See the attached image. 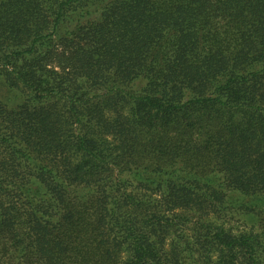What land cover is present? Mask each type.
Listing matches in <instances>:
<instances>
[{
    "label": "trees",
    "instance_id": "obj_1",
    "mask_svg": "<svg viewBox=\"0 0 264 264\" xmlns=\"http://www.w3.org/2000/svg\"><path fill=\"white\" fill-rule=\"evenodd\" d=\"M0 264H264V0H0Z\"/></svg>",
    "mask_w": 264,
    "mask_h": 264
},
{
    "label": "rangeland",
    "instance_id": "obj_2",
    "mask_svg": "<svg viewBox=\"0 0 264 264\" xmlns=\"http://www.w3.org/2000/svg\"><path fill=\"white\" fill-rule=\"evenodd\" d=\"M236 220H237V216H236V218H231V219L229 220V222H230V224L238 225L239 222H236Z\"/></svg>",
    "mask_w": 264,
    "mask_h": 264
}]
</instances>
